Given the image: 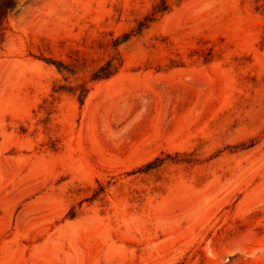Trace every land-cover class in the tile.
<instances>
[{"label":"rangeland","instance_id":"1","mask_svg":"<svg viewBox=\"0 0 264 264\" xmlns=\"http://www.w3.org/2000/svg\"><path fill=\"white\" fill-rule=\"evenodd\" d=\"M0 264H264V0H0Z\"/></svg>","mask_w":264,"mask_h":264}]
</instances>
